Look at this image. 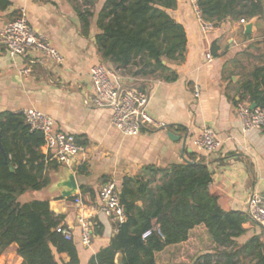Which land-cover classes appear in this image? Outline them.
<instances>
[{
	"label": "crops",
	"instance_id": "obj_1",
	"mask_svg": "<svg viewBox=\"0 0 264 264\" xmlns=\"http://www.w3.org/2000/svg\"><path fill=\"white\" fill-rule=\"evenodd\" d=\"M177 1L178 7L170 14L188 33V51L185 61L171 65L178 80L166 82L155 78L135 80L104 62L95 42L99 33L96 18L91 21L89 35H85L74 0H0V29L15 21L24 9L30 25L65 59L62 66L38 63L29 76H22L29 58H12L0 48V113L38 110L55 120V131L72 134L85 146L86 152L70 167L59 164L58 170L50 173L52 183L47 189L19 198L22 204L47 200L53 212L64 216L61 225L72 229L81 264H88L118 233V222L98 211L100 190L109 182H114L121 194L125 180L151 179L146 168L167 170L203 160L212 173L210 193L219 198L225 212L247 214L250 199L264 194V132L245 133L237 113L238 102L254 104L243 86L256 84L252 75L264 67V17L253 19L251 35L241 23L244 19L230 17L205 33L194 4L190 0ZM30 58L39 60L41 56ZM101 64L115 74L116 86L132 88L136 82H147L149 113L164 127L146 128L137 137L124 136L112 126L111 108L90 106L96 97L91 70ZM260 90L264 94V87ZM205 128L222 142L217 153L209 154L195 144ZM170 132L176 133L174 140L169 138ZM177 137L179 141H175ZM70 174L75 176L78 190L65 199L61 185ZM160 176L150 188L160 184ZM82 188L89 192L83 193ZM76 199L82 205L76 204ZM136 206L143 207L144 203L137 201ZM80 218L103 227V235L93 236L89 247L82 244ZM259 234L264 241L260 225L249 229L237 242L243 245ZM215 246L206 227L198 226L190 231L187 241L156 253V263L197 264ZM56 258L60 264L70 262L66 253ZM0 264H23L17 245L1 255Z\"/></svg>",
	"mask_w": 264,
	"mask_h": 264
},
{
	"label": "trees",
	"instance_id": "obj_2",
	"mask_svg": "<svg viewBox=\"0 0 264 264\" xmlns=\"http://www.w3.org/2000/svg\"><path fill=\"white\" fill-rule=\"evenodd\" d=\"M197 5L203 19L214 25L228 17L250 21L264 17V0H198ZM177 7V0H104L96 16L99 33L95 36L104 62L135 80L177 81L171 65L185 61L189 42L185 27L170 14ZM76 10L83 33L89 35L93 14L78 6ZM252 77L257 83L245 84L243 91L252 103L262 105L264 67L257 68ZM145 83L136 82L133 88L145 91ZM0 132V257L15 244L23 264H60L56 255L64 253L70 257L67 264H81L74 240L56 232L64 216L53 212L47 200L19 201L25 194L47 189L52 183L50 173L59 168L42 153L43 133L31 131L23 113L11 112L0 113ZM145 170L152 175L147 182L125 180L120 198L127 221L88 264H116L119 254L122 264H157L156 253L187 241L198 226L206 227L216 250L201 256L197 264H264L262 234L243 245L237 242L258 224L247 214L220 207L219 198L210 193L212 173L203 160L167 170ZM157 175H161L160 184L150 188ZM137 201L144 206H136ZM149 230L154 232L144 240ZM92 233L102 236L103 227L93 224Z\"/></svg>",
	"mask_w": 264,
	"mask_h": 264
},
{
	"label": "built area",
	"instance_id": "obj_3",
	"mask_svg": "<svg viewBox=\"0 0 264 264\" xmlns=\"http://www.w3.org/2000/svg\"><path fill=\"white\" fill-rule=\"evenodd\" d=\"M42 2L43 0H34ZM199 16L202 31L208 33L214 30L215 25L203 19L202 13L197 5L198 0H190ZM241 23H245L242 20ZM0 48H4L12 58H29L28 66L22 70V76H29L32 68L38 63H51L55 66H62L65 62L62 54L56 50L52 44L29 23L26 11L21 10L20 16L0 29ZM38 54L41 59H32V55ZM115 74L104 64L98 65L91 70V79L96 97L91 101H86V105L94 107H109L113 110L112 126L124 136L137 137L146 128L160 126L149 113L150 96L147 92L136 88H122L113 82ZM196 97L199 91L196 90ZM26 124L31 131L42 132L45 139L43 150L49 162L70 167L75 159L86 152L85 146L78 143L76 136L64 132L55 131V120L38 110L28 109L22 112ZM238 117L241 120L245 133L252 131L264 132V103L255 108L247 101H240L237 104ZM196 146L209 153H217L222 142L216 134L209 128H205L197 140ZM100 206L98 211L109 218H114L119 225L127 221L124 206L121 204L120 193L114 182L105 184L100 190ZM76 204L82 205L80 199H76ZM247 215L256 224L264 228V194L253 196L248 202ZM79 223L82 229V244L89 247L92 243V225L85 218H80ZM158 233L159 229H156ZM56 232L61 234L66 240H73L74 234L71 228L60 225ZM154 230H149L143 235V239L149 238Z\"/></svg>",
	"mask_w": 264,
	"mask_h": 264
},
{
	"label": "water",
	"instance_id": "obj_4",
	"mask_svg": "<svg viewBox=\"0 0 264 264\" xmlns=\"http://www.w3.org/2000/svg\"><path fill=\"white\" fill-rule=\"evenodd\" d=\"M244 25H245L246 34L251 35L252 29L254 26V20H251L250 22L244 23ZM256 106L257 105L255 103L252 105L253 108H255ZM168 136L171 140H174L176 133L170 132L168 134ZM179 140H180V138L177 137V139L175 141H179ZM0 148L3 150L2 142H1V132H0ZM6 162L9 163L8 159H6ZM10 169L12 171L14 170L12 165H10ZM61 186H62V188L65 189L63 194H62L63 198H65V199L73 197L78 190V185H77L75 176L73 174H70L68 180H66ZM122 261H123V256H122V254H119L118 258H117V263L122 264Z\"/></svg>",
	"mask_w": 264,
	"mask_h": 264
},
{
	"label": "rangeland",
	"instance_id": "obj_5",
	"mask_svg": "<svg viewBox=\"0 0 264 264\" xmlns=\"http://www.w3.org/2000/svg\"><path fill=\"white\" fill-rule=\"evenodd\" d=\"M92 3H87L85 0H74V2H76V5L82 9V10H86V11H89L91 14H93V18H91V21H93L97 14L99 13V8H100V5H102L104 3V0H91ZM102 2V4H101ZM101 9V8H100ZM211 248V247H209ZM216 250V246L215 248H211L210 251L213 252ZM240 264H250L248 262L246 263H240Z\"/></svg>",
	"mask_w": 264,
	"mask_h": 264
}]
</instances>
